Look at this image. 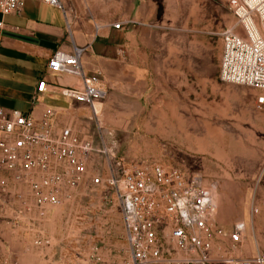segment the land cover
<instances>
[{"label": "built area", "instance_id": "built-area-1", "mask_svg": "<svg viewBox=\"0 0 264 264\" xmlns=\"http://www.w3.org/2000/svg\"><path fill=\"white\" fill-rule=\"evenodd\" d=\"M25 1L0 0V16H20ZM40 1L65 12L60 0ZM228 6L236 24L220 33L219 79L259 91L255 106L264 111V0H228ZM2 25L0 19V29ZM83 54L71 38L69 51L57 49L49 56L48 74L38 77L29 111L0 107V225L19 238L14 241L24 250H41L48 213L71 203L83 190H103L104 201L120 211L121 251L127 255L113 264H264V250L245 259L232 255L247 224L238 222L229 230L215 225V187L206 186L200 176L145 162L112 163L114 141L102 132L97 110L108 89L100 72L85 71ZM49 76L78 82L63 85ZM48 94H58L65 106L42 104L39 117H34L38 96ZM89 122L97 126L98 147ZM95 154L105 157L106 176L93 170ZM260 206L264 200L258 205L252 198L250 225ZM216 243L223 246L220 253L215 252ZM11 249L0 242V264H18L3 254Z\"/></svg>", "mask_w": 264, "mask_h": 264}, {"label": "rangeland", "instance_id": "rangeland-1", "mask_svg": "<svg viewBox=\"0 0 264 264\" xmlns=\"http://www.w3.org/2000/svg\"><path fill=\"white\" fill-rule=\"evenodd\" d=\"M89 1L98 3V12L105 10L100 0ZM118 1L114 23L121 21L118 13L130 11L135 1L137 5L141 2L147 10H154L148 21L163 22L165 32L174 37L208 36L236 24L228 0ZM79 2L86 4V0ZM199 57L196 54L194 58V74L183 66L184 57L175 53L168 75L144 80L136 62L114 88L103 78L108 93L101 102L99 125L114 141L113 164L123 159L177 168L215 187V225L229 230L235 223L247 224L242 243L231 252L235 257L250 258L264 250L263 206L249 224L252 198L258 205L264 200V111L255 106L259 91L221 82L217 64L210 68L209 76L200 74L196 68L201 65ZM115 70L121 74L122 65ZM86 126L98 147L96 124ZM92 163L94 171L107 175L104 156L95 154ZM105 195L103 190L86 189L71 203L48 213L41 250H24L14 241L18 237L0 225V242L12 248L3 254L18 264H113L127 259L121 251L125 241L120 211L104 201ZM222 248L215 244L216 253Z\"/></svg>", "mask_w": 264, "mask_h": 264}, {"label": "crops", "instance_id": "crops-1", "mask_svg": "<svg viewBox=\"0 0 264 264\" xmlns=\"http://www.w3.org/2000/svg\"><path fill=\"white\" fill-rule=\"evenodd\" d=\"M60 1L65 12L40 0H26L20 16H0L3 23L0 29V107L29 111L38 77L48 74L49 56L57 49L69 51L71 38L77 47L84 49L85 71L100 72L110 88L119 84L121 76L125 77L136 62L139 77L144 80L168 75L175 53L184 57L183 66L190 67L191 74H194L196 54L201 56V65L196 67L200 74L209 76L215 64L219 68L223 50L220 33L191 39L188 35L169 36L163 22L159 25L156 20L148 21L152 20L154 10H147L141 2L137 5L136 1L130 11L118 13L120 22L130 21V24L114 29L111 24L116 15L115 0H100L105 9L100 12L95 7L98 3L90 4L89 0L83 5L79 0ZM124 2L119 0L118 4ZM120 65L121 74L115 70ZM49 79L63 85L78 82L66 76H49ZM42 104L65 106L58 94L40 95L33 110L34 117H39Z\"/></svg>", "mask_w": 264, "mask_h": 264}, {"label": "bare ground", "instance_id": "bare-ground-1", "mask_svg": "<svg viewBox=\"0 0 264 264\" xmlns=\"http://www.w3.org/2000/svg\"><path fill=\"white\" fill-rule=\"evenodd\" d=\"M98 106H99V108H98ZM98 106H97V110H100V108H101V104H100V105H98Z\"/></svg>", "mask_w": 264, "mask_h": 264}]
</instances>
